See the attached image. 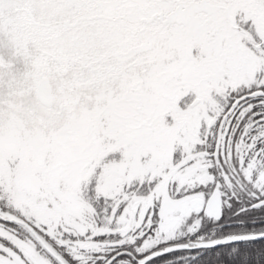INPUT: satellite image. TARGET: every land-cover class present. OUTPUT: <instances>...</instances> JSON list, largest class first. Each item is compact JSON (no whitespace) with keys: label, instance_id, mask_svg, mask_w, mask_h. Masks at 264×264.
<instances>
[{"label":"snow or ice","instance_id":"snow-or-ice-1","mask_svg":"<svg viewBox=\"0 0 264 264\" xmlns=\"http://www.w3.org/2000/svg\"><path fill=\"white\" fill-rule=\"evenodd\" d=\"M0 264H264V0H0Z\"/></svg>","mask_w":264,"mask_h":264}]
</instances>
